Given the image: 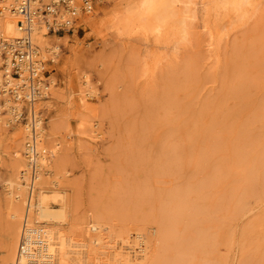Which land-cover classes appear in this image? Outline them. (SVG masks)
<instances>
[{
    "label": "bare ground",
    "instance_id": "1",
    "mask_svg": "<svg viewBox=\"0 0 264 264\" xmlns=\"http://www.w3.org/2000/svg\"><path fill=\"white\" fill-rule=\"evenodd\" d=\"M20 5L19 0H0L2 44L21 38L13 11ZM64 15L58 8L56 22L69 20ZM33 23L35 60L54 62L65 37L49 38L42 18ZM77 26L82 34L94 32L98 43L93 46L101 49L85 59L95 72L105 68L104 50L110 48L114 54L129 48L131 70L153 68L195 28L206 37L208 49L228 42L219 65L204 78L191 82L177 72L156 98L146 124L139 121L135 133L113 134L120 161L128 167H122L123 185H131L120 212L129 229L118 232L98 220L95 206L93 217L76 232L67 185L59 174L73 141L70 115L56 114L47 132L34 105L35 118L27 117L21 129L13 115L17 106L4 96L10 88L19 89L20 81L10 77L9 58L0 55V132L10 127L16 132L3 179L7 202L0 264H264V0H111L81 16ZM71 63L76 67L77 60ZM76 77L78 89L69 94L78 95L76 136L98 138L89 126L91 110L82 105L95 89L84 71ZM42 78L36 105L51 110ZM51 96L56 102L63 98L62 92ZM31 129L38 167L32 190L25 180ZM51 187V200L58 205L52 210L47 205ZM102 233L116 245L109 259L104 247L99 251Z\"/></svg>",
    "mask_w": 264,
    "mask_h": 264
},
{
    "label": "rangeland",
    "instance_id": "2",
    "mask_svg": "<svg viewBox=\"0 0 264 264\" xmlns=\"http://www.w3.org/2000/svg\"><path fill=\"white\" fill-rule=\"evenodd\" d=\"M94 35V32L90 31L82 34L77 25L70 34L64 35L65 41L57 44L59 51L55 53L56 57H53L54 62L49 59L43 62L42 81L49 87L47 103L51 106V110H48L47 104L37 106L35 103V112L40 114L41 125L47 132L51 127L52 117L56 114L70 115L67 119L73 141L61 158L59 174L62 176V182L67 185V197L70 199L72 214L75 217L77 233L85 226L88 218L93 217L94 206L98 220L110 225L113 231L129 229L120 214L123 197L131 188V185L128 187L123 185L121 177L125 174L122 167L126 170L128 167L123 164L125 162L120 161V150L116 149L117 139L113 134H123L127 131L129 134L135 133L139 121L146 124L151 117L156 98L172 84L177 72H181L184 75L182 77L191 82L204 78L209 69L213 70L219 65L228 42L224 41L216 49H208L206 37L195 28L189 39L178 50L170 52L153 68L145 69L142 66L137 73L130 69L131 51L126 50L129 48L121 49L117 54L111 53L110 48L104 50L108 62L105 68H99L95 72L94 69L85 66V59L88 56L101 53L100 47L93 46L98 43ZM139 57V60H142V54ZM74 59L77 60L76 67L71 63ZM111 59L113 61H109ZM143 70L147 71L143 73ZM80 71L87 74L95 89V93L90 98L83 99L82 105L84 109L91 110L89 126H94L91 130L99 133L98 138L90 133L86 136H76L79 123L73 117L78 104V95H72L71 98L69 94L78 89L76 74ZM51 80L55 85L53 90L50 87ZM52 91L62 92L63 98L54 101L51 96ZM114 101H117L115 106H113ZM114 107H117V111L99 114L102 109L114 111ZM18 126L23 129V125L18 124ZM15 137L16 132L11 127L0 132V263L3 258L4 215L7 202L3 179L15 149ZM119 146H122V143ZM121 186L124 188L122 191ZM51 189L53 188L47 191V205L52 210L57 209L58 205L51 200L53 196L52 192L50 193ZM61 226H63L61 229L65 228L63 224ZM102 235L105 238L99 251L101 252L104 247L107 256L105 258L109 259L108 256L113 253L116 245L106 237V233ZM102 258L101 256L100 259Z\"/></svg>",
    "mask_w": 264,
    "mask_h": 264
},
{
    "label": "built area",
    "instance_id": "3",
    "mask_svg": "<svg viewBox=\"0 0 264 264\" xmlns=\"http://www.w3.org/2000/svg\"><path fill=\"white\" fill-rule=\"evenodd\" d=\"M21 5L13 9L18 18L17 28L21 34L19 40H15L11 45L0 43V55L7 58L10 62V77L19 83V89L13 88L7 90L5 97L13 100V104L17 106V112L14 118L17 124L24 125L27 117L35 118L34 105L39 100L40 77L43 75V63L35 60L36 53L31 45L30 36L32 34V24L38 18L45 21L44 31L48 36L58 35L64 36L73 31L74 26L81 16H89L96 9L103 8L109 4L111 0H54L49 4L47 0H19ZM47 2V3H43ZM58 8L66 11L64 15L66 19L56 22L57 16L55 12ZM71 8V9H70ZM75 9H78L76 13ZM52 18L48 22V19ZM14 107V108H15ZM30 130L29 141L26 144L28 175L25 177L28 188L32 190L31 184L35 183L38 174L37 155H36V139ZM25 184L24 182H22ZM29 190V193H30Z\"/></svg>",
    "mask_w": 264,
    "mask_h": 264
}]
</instances>
